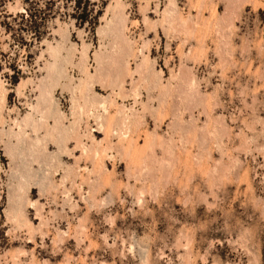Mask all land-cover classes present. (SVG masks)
Here are the masks:
<instances>
[{
	"label": "rangeland",
	"instance_id": "1",
	"mask_svg": "<svg viewBox=\"0 0 264 264\" xmlns=\"http://www.w3.org/2000/svg\"><path fill=\"white\" fill-rule=\"evenodd\" d=\"M78 9L0 0V264H264V0Z\"/></svg>",
	"mask_w": 264,
	"mask_h": 264
},
{
	"label": "trees",
	"instance_id": "2",
	"mask_svg": "<svg viewBox=\"0 0 264 264\" xmlns=\"http://www.w3.org/2000/svg\"><path fill=\"white\" fill-rule=\"evenodd\" d=\"M61 1V0H60ZM62 1H65V2H71L73 1V3L75 4L76 6V10H79V6H80V0H62ZM22 2L27 5L29 0H22ZM53 5L52 2H49V3H45V7H47L49 10V7ZM90 5L87 4L86 5V8H82L79 12L78 15H72V17L77 21V25L78 26H83L84 24L86 23H89V20L91 19V15H92V10L89 9ZM45 11V8H43L42 10L40 9L38 11V13H41V16L38 17L39 20H43V18L46 16V13L44 12ZM11 17V16H10ZM37 16L34 15L33 13L30 12V10L28 9L27 6L24 7V10H23V13H19V14H16L14 15L13 19L14 18H19L21 19V21H24L25 23H29L31 28H34L35 27V21L34 19L36 18ZM2 26L4 27L5 31L8 32L10 30V27L7 25V24H2ZM31 30V29H30ZM34 30V29H32ZM33 33H35V31H33Z\"/></svg>",
	"mask_w": 264,
	"mask_h": 264
},
{
	"label": "bare ground",
	"instance_id": "3",
	"mask_svg": "<svg viewBox=\"0 0 264 264\" xmlns=\"http://www.w3.org/2000/svg\"><path fill=\"white\" fill-rule=\"evenodd\" d=\"M121 28V27H120ZM117 32V31H116ZM44 93V92H43ZM159 101V100H158ZM173 109V108H172ZM175 112V111H174ZM88 113V112H87ZM100 124V123H99ZM128 132V131H127ZM102 133V132H101ZM126 136V135H125ZM133 142V141H132ZM208 143V142H207ZM79 149V148H78ZM84 152H85V150H84ZM148 157V156H147ZM94 158V157H93ZM130 158V157H129ZM147 159V158H146ZM155 161V160H154ZM93 163V162H92ZM100 163V162H99ZM98 164V163H97ZM156 165V164H155ZM151 167V166H150ZM140 168V167H139ZM152 169V168H151ZM130 170V169H129ZM141 170V169H140ZM144 171V170H143ZM152 173V172H151ZM128 174V173H127ZM154 174V173H153ZM139 175V174H138ZM150 176V175H149ZM128 177H130V176H128ZM133 177H134V175H133ZM135 180V179H134Z\"/></svg>",
	"mask_w": 264,
	"mask_h": 264
}]
</instances>
